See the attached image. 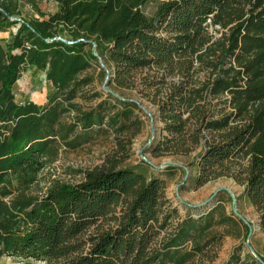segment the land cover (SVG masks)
Returning a JSON list of instances; mask_svg holds the SVG:
<instances>
[{"label": "trees", "instance_id": "obj_1", "mask_svg": "<svg viewBox=\"0 0 264 264\" xmlns=\"http://www.w3.org/2000/svg\"><path fill=\"white\" fill-rule=\"evenodd\" d=\"M52 1L50 22L33 16L8 40L0 36V258L211 264L233 228L243 225L249 237L250 224L221 201L181 216L147 161L125 162L149 115L112 91L89 108L76 101L93 81L85 72L95 52L117 89H136L154 104L160 144L192 155L194 182L227 176L243 183L264 228V0ZM20 6L0 0V34L18 23L11 17ZM31 68L46 72V104L16 98L15 85ZM108 130L117 147L105 163L79 182L53 179L34 191L60 147L76 149ZM224 264L261 262L239 247Z\"/></svg>", "mask_w": 264, "mask_h": 264}, {"label": "rangeland", "instance_id": "obj_2", "mask_svg": "<svg viewBox=\"0 0 264 264\" xmlns=\"http://www.w3.org/2000/svg\"><path fill=\"white\" fill-rule=\"evenodd\" d=\"M35 1L44 16L35 11L28 0H19L21 4L20 14L16 15L14 19L18 23L9 26L6 30L8 35L6 37L2 35L3 39L8 40L23 19H30L34 16L47 22L51 21L50 15L52 12L47 11V9L49 8L52 11L53 1ZM156 6L157 2H150L146 5L145 11L152 14ZM102 63L106 68L102 66ZM101 69L106 72L102 74ZM108 72H110L109 64L106 63L103 57L100 56L96 61H93L92 66L85 72L93 77V81L84 88L76 101L84 108H89L106 98L108 91H112L121 98L131 97L135 99L149 115L143 117L146 121L143 131L133 138L132 144L128 145L131 155L125 162L136 163L141 159L147 161L153 170L166 181L167 197L178 208L181 216L189 212L192 215L207 212L221 201L228 212L233 211L244 223L250 224V232L253 234L249 238L244 235L243 225L240 228L237 226L233 228V234L225 235L218 257L211 264H224L229 260L232 251L239 247L242 248V251L251 252L264 260V228L260 224L256 208L244 193V184L234 178L221 176L213 178L202 185H197L193 180L197 167L189 165L192 161V155L165 151L164 146L160 144L162 139L160 138L162 132L160 127L162 123L156 113L154 104L138 93L136 89H117L116 83L111 82V74L108 77ZM150 73H154V69L150 70ZM48 90L49 81L46 78V72L34 68L25 71L14 88L18 100L28 99L38 104L48 102ZM95 92H99L100 96L91 99L85 98ZM116 147L115 134L112 130L100 133L95 131L94 138L90 142L76 149L60 147L58 157L42 172L40 183L35 186L34 191L44 190L53 179L71 183L81 181L85 176V170L105 163L108 156L115 154ZM168 165L183 167V169L170 170L167 168ZM188 179L189 181L184 185ZM224 191L228 195L224 194ZM0 264H46V262L33 258L3 256L0 258Z\"/></svg>", "mask_w": 264, "mask_h": 264}, {"label": "water", "instance_id": "obj_3", "mask_svg": "<svg viewBox=\"0 0 264 264\" xmlns=\"http://www.w3.org/2000/svg\"><path fill=\"white\" fill-rule=\"evenodd\" d=\"M11 19H15V17H11ZM93 44H94V49L96 50V44L94 43V42H92ZM95 54L98 56V57H100L99 55H98V53L97 52H95ZM102 66L103 67H105L106 68V66L102 63ZM110 76V72H108V77ZM234 203H235V199H234ZM253 233L252 232H250L249 233V237L252 235ZM248 237V238H249ZM256 257H257V259L262 263V264H264V260L261 258V257H259V256H257V255H255Z\"/></svg>", "mask_w": 264, "mask_h": 264}, {"label": "crops", "instance_id": "obj_4", "mask_svg": "<svg viewBox=\"0 0 264 264\" xmlns=\"http://www.w3.org/2000/svg\"><path fill=\"white\" fill-rule=\"evenodd\" d=\"M53 9H51L52 11H50V9L48 8L47 9V11H49V12H55L56 10H57V8H58V4L56 3V2H53ZM15 32V31H14ZM2 35L4 36V37H6L7 35H8V31H4V32H2L1 34H0V36L2 37Z\"/></svg>", "mask_w": 264, "mask_h": 264}]
</instances>
